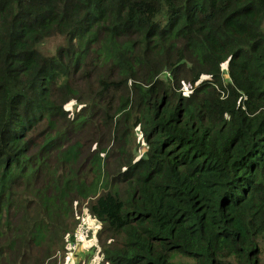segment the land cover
I'll return each instance as SVG.
<instances>
[{"label":"trees","instance_id":"1","mask_svg":"<svg viewBox=\"0 0 264 264\" xmlns=\"http://www.w3.org/2000/svg\"><path fill=\"white\" fill-rule=\"evenodd\" d=\"M84 207L93 264H264V0H0V264Z\"/></svg>","mask_w":264,"mask_h":264},{"label":"rangeland","instance_id":"2","mask_svg":"<svg viewBox=\"0 0 264 264\" xmlns=\"http://www.w3.org/2000/svg\"><path fill=\"white\" fill-rule=\"evenodd\" d=\"M47 40V39H46ZM45 40V41H46ZM63 40L62 37L57 36L56 38H48L47 43L44 45L39 46L40 50L43 52H52L54 50V47L57 43H60ZM224 68V76H227L226 72V67L223 66ZM141 140L139 134L137 132L133 133L132 135V144L138 143V141ZM87 208L84 207L81 218H80V224L82 226V231L78 235V251L76 253V256L74 258V263L75 264H93L98 262L101 259V254H100V240L99 243L97 242L96 239V232L99 227V222L95 220L93 217L89 215V213L86 211ZM86 211V213H85ZM81 230V228H80ZM82 238L88 240V243L84 249L86 250H81V243H82ZM100 254V259L98 260V255ZM101 261V260H100Z\"/></svg>","mask_w":264,"mask_h":264},{"label":"built area","instance_id":"3","mask_svg":"<svg viewBox=\"0 0 264 264\" xmlns=\"http://www.w3.org/2000/svg\"><path fill=\"white\" fill-rule=\"evenodd\" d=\"M78 235H79V229H77L74 239L69 242V249L64 254H62L61 251L56 252L55 254L56 264H73L74 263V258L79 248L78 241H77Z\"/></svg>","mask_w":264,"mask_h":264},{"label":"crops","instance_id":"4","mask_svg":"<svg viewBox=\"0 0 264 264\" xmlns=\"http://www.w3.org/2000/svg\"><path fill=\"white\" fill-rule=\"evenodd\" d=\"M87 243H88V240L82 238V243H81V247H80V249H81V250H86V249H84V248L86 247ZM99 259H100V254L98 255V260H99ZM75 263H76V262H75ZM75 263H73V264H75Z\"/></svg>","mask_w":264,"mask_h":264}]
</instances>
